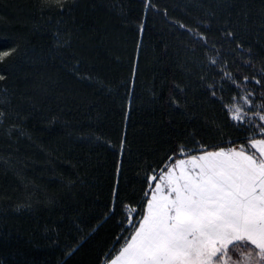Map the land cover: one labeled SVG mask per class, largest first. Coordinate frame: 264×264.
<instances>
[{
  "label": "trees",
  "instance_id": "1",
  "mask_svg": "<svg viewBox=\"0 0 264 264\" xmlns=\"http://www.w3.org/2000/svg\"><path fill=\"white\" fill-rule=\"evenodd\" d=\"M3 52L0 264H106L154 170L264 105V0H0Z\"/></svg>",
  "mask_w": 264,
  "mask_h": 264
},
{
  "label": "snow or ice",
  "instance_id": "2",
  "mask_svg": "<svg viewBox=\"0 0 264 264\" xmlns=\"http://www.w3.org/2000/svg\"><path fill=\"white\" fill-rule=\"evenodd\" d=\"M54 3L62 9L67 0ZM10 54L0 53V62ZM250 95L241 97L248 105ZM254 115L261 123L242 106L230 113L257 130L246 146L200 145L196 152L180 146L154 170L142 211L129 210V235L106 264H264V110Z\"/></svg>",
  "mask_w": 264,
  "mask_h": 264
},
{
  "label": "rangeland",
  "instance_id": "3",
  "mask_svg": "<svg viewBox=\"0 0 264 264\" xmlns=\"http://www.w3.org/2000/svg\"><path fill=\"white\" fill-rule=\"evenodd\" d=\"M249 93H251V95L249 96V99L251 101V105L246 104L244 102V100L241 99V97L247 96ZM254 97L255 96H254V93L252 91L241 90L239 96L235 99L234 104L230 107V111H232V109L235 106H242L243 111L245 113H247V116L252 118V120H253V122L255 124L261 123V121H259L258 116L254 115V113L264 110V105H262L261 102H258ZM244 123L254 127V125L253 124H249L247 122V120ZM232 147H237L238 148L239 146H232ZM237 259H235V257H232L233 261H235Z\"/></svg>",
  "mask_w": 264,
  "mask_h": 264
}]
</instances>
